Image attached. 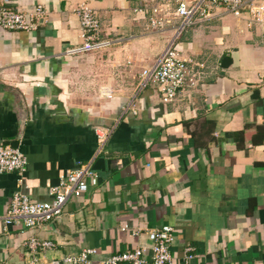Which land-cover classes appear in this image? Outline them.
Returning <instances> with one entry per match:
<instances>
[{
  "label": "crops",
  "instance_id": "obj_1",
  "mask_svg": "<svg viewBox=\"0 0 264 264\" xmlns=\"http://www.w3.org/2000/svg\"><path fill=\"white\" fill-rule=\"evenodd\" d=\"M151 1L14 0L48 14L34 32L0 25V143L20 144L29 161L0 172V264H71L64 258L86 248L98 264L149 246L161 225L176 228L173 264H264L263 27L224 5L191 25L180 47L197 85L164 102L138 78L172 34L137 11ZM83 4L112 43L70 54L84 42ZM98 127L112 129L103 146ZM88 161L97 183L61 218L5 223L15 192L49 201L62 175ZM33 237L55 246L32 253Z\"/></svg>",
  "mask_w": 264,
  "mask_h": 264
},
{
  "label": "built area",
  "instance_id": "obj_2",
  "mask_svg": "<svg viewBox=\"0 0 264 264\" xmlns=\"http://www.w3.org/2000/svg\"><path fill=\"white\" fill-rule=\"evenodd\" d=\"M224 5L236 16L249 15L252 22H258L264 30L263 0H152L137 9L148 16L154 28L171 29L172 34L156 61L143 67L138 74L141 88L156 87L162 94L164 102L176 99L183 90L197 85L190 60L184 56L180 47L183 33L194 23L209 19L216 7ZM79 17L84 42L67 50L70 54H79L100 50L112 43L103 38L100 18L93 7L83 4L79 8ZM48 10L43 3L30 8H18L14 0H0V25L8 30L34 32L39 29ZM137 113L136 110H133ZM100 145H104L112 132L111 128H96ZM28 156L20 144L0 143V172L25 171ZM97 183V174L91 161L80 163L68 169L61 177L60 183L50 189L52 199L49 201L33 200L22 192H15L7 213L6 224L22 222L29 228H40L46 223L62 217L67 201L89 190L90 180ZM176 228L161 225L150 232L149 246H135L121 253L112 254L98 264H173L171 251L176 238ZM32 253H42L55 246L50 239L33 237L29 241ZM95 248L83 249L79 254L67 255L64 261L71 264H90ZM58 263V261H56ZM29 264H37L36 259Z\"/></svg>",
  "mask_w": 264,
  "mask_h": 264
},
{
  "label": "rangeland",
  "instance_id": "obj_3",
  "mask_svg": "<svg viewBox=\"0 0 264 264\" xmlns=\"http://www.w3.org/2000/svg\"><path fill=\"white\" fill-rule=\"evenodd\" d=\"M100 93H101V92H100ZM102 94H103L104 96H106V92H105V91H103V90H102Z\"/></svg>",
  "mask_w": 264,
  "mask_h": 264
}]
</instances>
